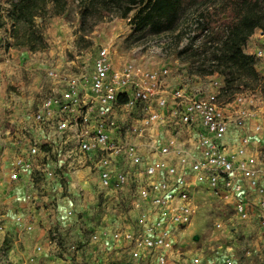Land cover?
I'll list each match as a JSON object with an SVG mask.
<instances>
[{
	"label": "built area",
	"instance_id": "1",
	"mask_svg": "<svg viewBox=\"0 0 264 264\" xmlns=\"http://www.w3.org/2000/svg\"><path fill=\"white\" fill-rule=\"evenodd\" d=\"M255 56L264 63V49ZM83 62L79 74L49 71L57 86L30 118L48 130L61 165L77 169L94 164L105 194L136 181L134 226L111 231L113 242L125 245L140 264L175 261L176 234L194 222L193 193L200 188L222 199L241 220L251 217L254 205L264 220L260 89L241 87L223 98L221 75L205 86L197 75L176 76L170 64L149 67L134 59L119 60L109 45ZM46 143L32 133L27 155H17L10 180L18 181L32 168V158ZM4 229L0 223V231ZM101 237L95 232L92 240ZM47 244L59 246L55 229ZM36 250L43 252V245ZM177 260L204 263L201 253ZM218 264L237 260L226 254Z\"/></svg>",
	"mask_w": 264,
	"mask_h": 264
},
{
	"label": "rangeland",
	"instance_id": "2",
	"mask_svg": "<svg viewBox=\"0 0 264 264\" xmlns=\"http://www.w3.org/2000/svg\"><path fill=\"white\" fill-rule=\"evenodd\" d=\"M15 1L0 0V223H80V228L64 232L55 226L59 233L56 255L60 259H52V263L36 250L38 243L29 244L32 238H23L24 242L20 233H6L5 237L0 236V264H140L125 245L110 239L111 231L134 226L138 215L134 206L138 198L136 181L104 196L105 191L91 180L92 191L83 193L80 178L87 171L95 175L94 164L77 169L61 165L59 153L48 142H52L48 130L33 123L30 117L57 86L49 71L55 69L60 76L79 74L84 59H92L102 45L111 46L119 60L134 59L149 67L170 64L176 76L197 75L207 86L215 74H220L209 73L208 62L185 60L179 51L189 43L193 35L190 23L208 0L187 1L177 29L160 34L134 33L129 18L99 6L89 8L82 26L80 0H64L65 9L59 14L53 12L51 0H45L34 23L20 28L21 41L25 31L40 33L47 44L44 50H31L16 43L17 23L11 15ZM227 18V14L222 15V19ZM216 27L221 29L224 25L219 23ZM260 48L264 49V34L258 29L245 51L255 55ZM256 68L264 77V63L258 62ZM251 87L259 90L255 88L258 86ZM229 96L224 94L223 98ZM32 133L47 142L40 152L43 165L31 171L29 180L24 181L21 176L16 182H9L16 159L10 157V149L24 142L20 146L28 145V150ZM193 198L197 206L194 222L176 234L175 261L169 264H178V258L195 253L204 257L203 264H218L226 254L237 258V264H264L263 223H257L258 219L252 225L245 223L227 203L202 188L194 191ZM219 222L222 227L217 226ZM95 232L101 233L99 240H92Z\"/></svg>",
	"mask_w": 264,
	"mask_h": 264
},
{
	"label": "trees",
	"instance_id": "3",
	"mask_svg": "<svg viewBox=\"0 0 264 264\" xmlns=\"http://www.w3.org/2000/svg\"><path fill=\"white\" fill-rule=\"evenodd\" d=\"M189 0H80L83 6L82 26L90 7L114 10L122 18H129L134 33L150 31L160 34L177 29L184 5ZM53 12L61 13L64 0H51ZM199 10L189 29L193 35L179 52L190 62L209 63V73L217 72L224 78V93L233 94L241 87L255 85L264 96V77L258 72L257 58L245 51V46L256 30L264 34V0H208ZM45 0H16L11 15L17 23L16 43L31 50H44L46 42L40 33L25 31L20 40L23 24L32 25L34 17L45 6ZM227 14V19L222 15ZM224 28H217V24ZM181 32V31H180ZM200 38V41L197 40ZM122 102L125 99H121Z\"/></svg>",
	"mask_w": 264,
	"mask_h": 264
},
{
	"label": "crops",
	"instance_id": "4",
	"mask_svg": "<svg viewBox=\"0 0 264 264\" xmlns=\"http://www.w3.org/2000/svg\"><path fill=\"white\" fill-rule=\"evenodd\" d=\"M23 143L19 142V143H16L15 145H16V147L22 148V146H20V145ZM27 146L28 145H26V147ZM16 147L10 149V154H11L10 157L15 158V157H17V155H19L21 153L23 155L27 154L26 152H28V150L25 149L26 147L22 148V150H20V151L16 150L15 149ZM42 155H43L42 153H39L36 157L32 158L34 166H32L31 169L23 172V174H22L23 178L22 179H24V181L25 180L27 181L30 179V174H31V171L33 169L41 168V166L43 165V161H44L43 158L40 157ZM80 171H82V170H80ZM85 171H87V169ZM89 174H90L89 171L84 172V174H82V176L80 178L81 181L83 182V184H84L83 186L85 188V192H83V193H86V194H89V192L92 191L91 180L92 181L95 180L96 183L98 184V186L100 187L98 173H95V175H93V174L89 175ZM90 177H91V179L88 180ZM50 178H52V177H50ZM8 181L11 182L10 179H8ZM14 182H16V181H14ZM48 192H51V190H48ZM112 193L115 194V192H112ZM104 196H108V194H105ZM251 197H252V201L254 202V199H256L255 195H252ZM68 210H71V209H68ZM257 219H258V222H257ZM254 221H256L257 223H263L264 224V220H262L260 218V215H259V208L256 205L253 206L252 211H251V217L248 220H245V223L252 225L251 223H254ZM79 224L80 223H20V224L19 223H5V229H4V231H0V236L3 238V237H5L6 233H9V234L20 233V235L23 236L21 239L32 238L33 240L31 239L29 244L36 242V243H38L37 245H43L42 256L45 258V260L52 263V261H53L52 259H60V257L56 255V252H57L56 250H58L59 246L58 247H52V246L50 247L47 244L48 243V234H49L50 230L56 229L55 226H57L58 227L57 229L65 232L68 229H74V228L79 229L80 228ZM24 239H23V241L25 242Z\"/></svg>",
	"mask_w": 264,
	"mask_h": 264
}]
</instances>
